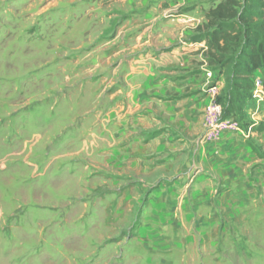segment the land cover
<instances>
[{"label":"rangeland","instance_id":"obj_1","mask_svg":"<svg viewBox=\"0 0 264 264\" xmlns=\"http://www.w3.org/2000/svg\"><path fill=\"white\" fill-rule=\"evenodd\" d=\"M217 2L0 0V264H264V185L203 175L174 195L127 162L134 131L156 135L129 69L158 48L136 34L180 19L185 47Z\"/></svg>","mask_w":264,"mask_h":264},{"label":"crops","instance_id":"obj_2","mask_svg":"<svg viewBox=\"0 0 264 264\" xmlns=\"http://www.w3.org/2000/svg\"><path fill=\"white\" fill-rule=\"evenodd\" d=\"M186 19L192 25L199 23L190 16ZM173 21L163 26L158 21L151 24L153 29L150 30L146 18L142 25L147 26L135 36L141 50L151 44L166 49H144L140 51L139 60L130 64L131 78L140 76L137 84H142V91L146 90L142 97H147L151 108L148 119L144 113L140 114V122L147 124L144 130L156 132L152 140L143 139V134L136 131L132 133L126 150L130 171L134 175L146 174L148 167L150 171L161 170L162 176L171 174L174 195H178L176 187L180 184L186 181L193 186L208 184L213 175L225 189L234 192L241 186L264 185V176H257L264 172V99L248 102L245 109L244 124L251 127V139L226 134L219 142L206 141L202 116L208 88L205 70L212 72L220 89L225 85L224 76L207 66L204 39L192 38L185 47L182 43L176 44L178 34L166 31L168 25L180 27V19ZM158 28L161 33L153 32ZM253 78L264 82V70L256 72ZM193 168L198 170L197 174L189 176Z\"/></svg>","mask_w":264,"mask_h":264},{"label":"trees","instance_id":"obj_3","mask_svg":"<svg viewBox=\"0 0 264 264\" xmlns=\"http://www.w3.org/2000/svg\"><path fill=\"white\" fill-rule=\"evenodd\" d=\"M197 27L207 66L224 76L218 103L222 118L244 123L253 77L264 70V0H217Z\"/></svg>","mask_w":264,"mask_h":264},{"label":"built area","instance_id":"obj_4","mask_svg":"<svg viewBox=\"0 0 264 264\" xmlns=\"http://www.w3.org/2000/svg\"><path fill=\"white\" fill-rule=\"evenodd\" d=\"M205 48V47H204ZM205 52V50H203ZM207 79L208 104L203 112L205 125L208 128L206 138L208 141L219 140L223 135L235 134L244 138H249L251 127H248L243 122L230 118H222V107L216 101L219 95L220 85L218 80L214 78L212 72L205 70ZM264 99V82L262 79H254L251 91L250 101H261ZM249 101V102H250Z\"/></svg>","mask_w":264,"mask_h":264}]
</instances>
